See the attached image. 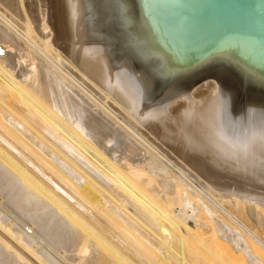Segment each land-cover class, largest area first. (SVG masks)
<instances>
[{
	"label": "bare ground",
	"instance_id": "obj_1",
	"mask_svg": "<svg viewBox=\"0 0 264 264\" xmlns=\"http://www.w3.org/2000/svg\"><path fill=\"white\" fill-rule=\"evenodd\" d=\"M241 198L264 202L214 188L0 0V264H223L220 244L264 264Z\"/></svg>",
	"mask_w": 264,
	"mask_h": 264
},
{
	"label": "water",
	"instance_id": "obj_2",
	"mask_svg": "<svg viewBox=\"0 0 264 264\" xmlns=\"http://www.w3.org/2000/svg\"><path fill=\"white\" fill-rule=\"evenodd\" d=\"M37 32L214 188L264 199V0H23Z\"/></svg>",
	"mask_w": 264,
	"mask_h": 264
},
{
	"label": "rangeland",
	"instance_id": "obj_3",
	"mask_svg": "<svg viewBox=\"0 0 264 264\" xmlns=\"http://www.w3.org/2000/svg\"><path fill=\"white\" fill-rule=\"evenodd\" d=\"M264 205L263 201H259V203H255L254 201H251L247 198H241V206H240V214L243 220L248 222L252 227H256L257 232L264 236V222L261 221V218L259 217L258 213L260 209L258 206ZM258 207V208H256ZM244 210V211H243ZM262 210V209H260ZM248 214H246V213ZM264 214V211H262ZM203 216V215H202ZM262 217H264L262 215ZM261 223V224H260ZM262 225V226H260ZM260 228V229H259ZM206 236L205 238H212L211 235V229L206 230ZM211 240V239H210ZM220 252L223 255V264H250L244 255L242 253L233 254L230 250L228 245L220 244ZM209 255V254H207ZM259 264V263H258Z\"/></svg>",
	"mask_w": 264,
	"mask_h": 264
}]
</instances>
